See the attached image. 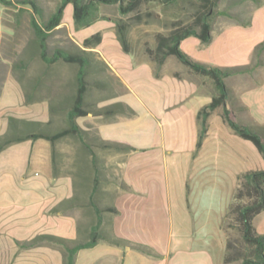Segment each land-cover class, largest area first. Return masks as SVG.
I'll return each instance as SVG.
<instances>
[{
  "label": "crops",
  "instance_id": "1",
  "mask_svg": "<svg viewBox=\"0 0 264 264\" xmlns=\"http://www.w3.org/2000/svg\"><path fill=\"white\" fill-rule=\"evenodd\" d=\"M73 16L74 8L59 27L67 28L78 48L93 53L122 89L98 101L97 108L122 103L134 112L77 119L86 134L94 130L100 144L119 142L131 148L118 166L119 180L105 181L111 196L103 208L116 212L102 211L99 216L94 204H79L82 198L73 177L57 172L49 140L13 143L0 152V264H64L60 248L25 244L39 235L88 242L93 228L106 233V222L110 235L148 246L154 255L99 239L77 253L75 264H227L226 216L243 175L264 171L263 155L229 125L223 107L208 117L199 147V113L215 96L207 78L178 60L174 67L168 59L157 68L130 47L125 51L112 19L76 29ZM250 17V26L239 21L211 25L209 45L188 37L181 49L208 66L249 65L256 46L264 41V4ZM98 33L101 42L86 48L84 42ZM255 72L226 79L234 95L229 105L242 123L264 129V77L257 81ZM45 76L33 81L34 96L26 94L21 80L6 79L0 96V136L9 132L11 118L17 132L34 128L26 137L50 132L58 113L67 127L71 105L66 100L51 103L37 94L47 82ZM115 158L113 162H119ZM100 186L98 180L81 181L91 194ZM72 199L59 212H51ZM254 226L264 235V211Z\"/></svg>",
  "mask_w": 264,
  "mask_h": 264
},
{
  "label": "rangeland",
  "instance_id": "2",
  "mask_svg": "<svg viewBox=\"0 0 264 264\" xmlns=\"http://www.w3.org/2000/svg\"><path fill=\"white\" fill-rule=\"evenodd\" d=\"M11 1L14 2L12 6H5L0 1V96L3 85L9 76L21 80L24 83L26 94L34 96L36 92L31 89L32 83L35 78L44 74L47 82L40 85L41 91L37 94L48 98L51 103L66 100L69 107L72 105L77 93L79 67L64 61H59L53 65L45 64L40 57L38 42L31 25V18L37 16V10L30 5L19 4L18 0ZM33 1L42 11L44 20H47L62 2V0ZM202 6L201 0H149L138 11L122 15L118 5H100L99 17L112 19L115 22L119 21L124 27L123 33L128 40L130 49L151 59L158 68L159 65L154 61L153 53L158 46L159 37L168 36L177 27L191 25ZM257 6L252 0H223L222 4L213 10L209 22L211 25L218 24V26L228 21L244 22L251 16L253 9ZM71 9H73V6L70 4V7L64 13L66 20L69 18ZM117 32L119 34L118 27ZM57 48L72 52L78 50L66 27H58L48 39L49 53L52 54ZM168 59L175 62L171 64L172 67L177 65L178 61L181 62L175 56L168 57L166 61ZM95 62L94 70L96 72H89L88 77H86L88 92L85 103L88 109H96L98 101L115 94L117 91H122L117 81L110 77L104 65L97 58ZM263 77L264 66L257 69L254 75L257 81ZM205 78H207L206 83L212 86L216 96L218 90L215 83L210 78ZM102 84L104 85L102 86ZM230 91V99H234L231 88ZM56 115L54 126L50 132H57L66 127L64 116L59 113ZM32 130L34 128L27 127L18 132L12 129V132L16 136H25ZM262 130L264 132V129ZM90 133L93 135L68 136L59 140L54 149L55 166L59 174L73 177L77 193L81 194V202L78 201L80 205L85 206L96 203L100 208H103L111 196L109 191H106L107 184L105 181L111 180L114 182L119 180L118 166L125 151L123 149L101 147L100 142L94 135V130H91ZM92 151L97 155L96 159L92 157ZM112 157H116L115 160L119 158V162H113ZM85 179L101 182L99 188H94L93 195L90 187L84 189L81 187V181ZM84 212H86V209H84ZM227 224L229 225L227 229L228 237L235 248L232 253L236 254V249H239L248 254L251 250L243 241L236 220L234 218L229 219ZM104 228L106 234H109L107 222ZM240 262V260H236L229 264H240Z\"/></svg>",
  "mask_w": 264,
  "mask_h": 264
},
{
  "label": "trees",
  "instance_id": "3",
  "mask_svg": "<svg viewBox=\"0 0 264 264\" xmlns=\"http://www.w3.org/2000/svg\"><path fill=\"white\" fill-rule=\"evenodd\" d=\"M5 6H12L14 2L11 0H0ZM149 0H62L57 10L47 19H43L42 11L37 7L33 0H18L19 4L30 5L37 10L36 15L31 18L38 47L39 54L43 62L47 65H53L59 61H64L69 64H75L79 67L77 74V94L74 97L72 105L67 112V127L57 132H40L34 133L32 136H16L12 132L14 129L15 119L11 118V127L9 132L0 136V152L7 146L13 143L21 142L26 139L44 138L49 140L53 149L56 143L68 136L82 137L87 132L84 131L78 124L77 119L85 117L89 114L94 115H112L114 113L133 114V110L125 104L118 103L107 108L88 109L85 103V96L88 92L86 77L89 72H96L95 55L87 53L78 48L77 52H72L63 48H57L50 54L48 50V39L53 31L58 29L62 24L64 12L69 4L74 8V21L76 29L88 27L99 19H108L99 17V6L118 5L122 15H127L138 11L142 5ZM258 6L263 5V0H252ZM203 6L199 10L195 21L186 27H177L168 36H160L158 46L153 53L154 61L161 67L166 59L170 56H175L184 65L190 68L193 72L204 77L210 78L218 90V94L214 96L212 102L204 107L199 113V121L201 122V134L199 139V147L207 133V119L211 113L219 107H223L225 119L229 125L244 139L251 141L264 157V132L261 129H255L251 125L242 123L235 110L229 105L230 88L226 84V79L234 75L252 74L260 67L264 66V41L256 46L253 52V60L249 65L235 67H218L205 65L191 56L186 54L181 49V42L188 37L198 38L204 45H209L212 42V26L209 22L210 15L213 10L219 7L223 0H201ZM246 26L252 24L251 17L242 22ZM119 30V40L125 51H129V44L126 36L123 33L124 27L119 21H116ZM102 35L100 33L92 36L84 42L86 48L94 47L101 42ZM54 109V108H53ZM103 148L123 149L128 152L131 148L128 145L119 142H101ZM92 157L97 158V155L92 151ZM55 175H57L55 170ZM68 200L61 203L51 212L57 213L60 209L73 201ZM245 200H247L245 202ZM95 210L100 216L102 211L116 212L115 208L101 209L94 203ZM264 211V171L250 172L241 178L240 187L235 192L234 203L232 204L225 220V229L227 231L229 225L227 221L234 218L240 227L243 241L250 248V252L243 253L236 249V254L232 253L235 248L232 242L228 239L226 263L240 260V264H264V235L259 234L254 226L255 218ZM228 234V232H227ZM99 239H105L111 243L130 246L134 249L154 255L153 250L145 245L136 244L124 239L117 238L110 234L101 233L98 227L93 228L91 240L83 242L80 240L72 241L54 235H39L30 242L26 243V247L36 246L40 244H50L60 248L64 256V264H75L77 253L81 249L90 248L97 244Z\"/></svg>",
  "mask_w": 264,
  "mask_h": 264
}]
</instances>
